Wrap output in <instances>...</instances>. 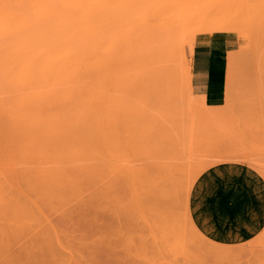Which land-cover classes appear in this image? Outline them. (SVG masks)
Segmentation results:
<instances>
[{
  "label": "rangeland",
  "instance_id": "1",
  "mask_svg": "<svg viewBox=\"0 0 264 264\" xmlns=\"http://www.w3.org/2000/svg\"><path fill=\"white\" fill-rule=\"evenodd\" d=\"M220 23L235 31L208 32ZM225 35V104L209 110L189 88L190 58L208 36L222 70ZM225 161L264 176V0H0V227L17 219L20 245L48 223L72 235L60 218L99 207L110 225L118 215L133 227L131 264H264V230L227 246V261L186 226L190 187ZM163 212L193 246L161 240ZM74 228L75 241L64 237L77 248L88 240Z\"/></svg>",
  "mask_w": 264,
  "mask_h": 264
},
{
  "label": "crops",
  "instance_id": "2",
  "mask_svg": "<svg viewBox=\"0 0 264 264\" xmlns=\"http://www.w3.org/2000/svg\"><path fill=\"white\" fill-rule=\"evenodd\" d=\"M213 43L208 36L196 40L188 83L192 95L209 110L225 104L226 57L232 50L231 40L225 35L224 49L219 46L223 69L212 70ZM188 211L195 229L207 240L225 246L247 243L264 230V176L242 162L213 164L193 183Z\"/></svg>",
  "mask_w": 264,
  "mask_h": 264
},
{
  "label": "bare ground",
  "instance_id": "3",
  "mask_svg": "<svg viewBox=\"0 0 264 264\" xmlns=\"http://www.w3.org/2000/svg\"><path fill=\"white\" fill-rule=\"evenodd\" d=\"M55 15V14H54ZM58 15V14H57ZM56 16V15H55ZM51 18H52V15H51ZM53 20H54V18H53ZM55 22H57L56 20H55ZM228 24H230V25H232V26H230V25H228ZM228 24H226V23H220V24H218L216 27H214V28H212V29H210V31H208V32H212V31H226V32H229L230 30H232V31H235L234 30V28H236V27H234L233 26V24H231V23H228ZM238 28V27H237ZM209 30V29H208ZM227 30H229V31H227ZM238 30V29H237ZM63 50V49H62ZM68 50V49H67ZM64 51V50H63ZM60 52V51H59ZM67 52V51H66ZM65 53V52H64ZM66 54H68V53H66ZM61 55H62V53H61ZM64 56H66V55H64ZM64 56H62L61 57V59L62 58H64V59H66ZM69 56V55H68ZM72 56V55H71ZM70 58H72V57H70ZM69 58V59H70ZM68 59V60H69ZM49 60L51 61V59H50V57H49ZM54 60L56 61V59L54 58ZM71 60V59H70ZM75 60V59H74ZM54 61V62H55ZM72 62V61H71ZM75 62V61H74ZM56 64H58L59 63V61L57 60V62H55ZM73 63V62H72ZM64 66H66V65H63V67ZM22 68V67H21ZM69 68V67H68ZM72 68L73 67H71L70 68V70H72ZM76 69V68H75ZM73 71H74V69H73ZM22 73L24 74V65H23V71H22ZM70 73H72V72H70ZM32 132V131H31ZM41 139V138H40ZM32 148V146L30 147V149ZM25 150H26V148H25ZM24 151V150H23ZM181 169V168H180ZM159 170H156V172H158ZM155 172V171H154ZM155 172V174H157ZM159 173H161V170L159 171ZM163 173V172H162ZM157 175H160V174H157ZM162 176H164V175H162ZM161 177V176H160ZM165 177V176H164ZM163 177V178H164ZM171 178V177H170ZM156 181V180H155ZM158 186V185H157ZM157 188V187H156ZM163 190H165V186H164V188H162ZM161 189V190H162ZM160 189H158V191H159ZM190 190H191V187H190V189H189V193H190ZM245 190V189H244ZM157 191V192H158ZM236 192V191H235ZM234 192V195H236L237 193H235ZM154 193V192H153ZM159 193H161L162 195H163V192L162 191H159L158 192V194ZM189 193H188V197H189ZM165 194V193H164ZM167 194H171V192L169 191V192H167ZM153 195V194H152ZM155 195V194H154ZM160 195V194H159ZM158 195V196H159ZM161 195V196H162ZM172 195V194H171ZM239 195H241L240 194V192H239ZM165 196H166V194H165ZM165 196H162V198L163 197H165ZM168 196V195H167ZM170 198H171V196H169ZM169 197H168V200H169ZM153 198V197H152ZM155 198H157V196L155 197ZM166 199V198H165ZM244 199V198H243ZM155 201H157L156 199H154ZM158 200H160V199H158ZM163 200V199H162ZM171 200V199H170ZM169 200V201H170ZM152 201V203H154L155 204V202H153V200H151ZM240 201H242V200H240ZM247 201H248V199H247ZM238 202V201H237ZM166 203H168V202H166ZM187 203H188V201H187ZM246 203V202H245ZM81 204H83V203H81ZM153 204V205H154ZM157 205L159 204V203H156ZM162 204H164V203H162ZM240 204H242V203H240ZM160 205V204H159ZM166 205V204H165ZM151 206H152V204H151ZM169 207L171 206L170 204L168 205ZM160 207V206H159ZM169 207H168V209H169ZM99 208V207H98ZM98 208H96L95 210L94 209H92L91 207H86V209L83 211V212H78V209H77V211L74 209H72V211H71V209H70V211H67V214H66V217H62V220H61V218H60V220L59 221H62L61 222V224H60V222H59V224L61 225H58L59 226V228H60V231L62 230V225H63V223H65V221L67 222V220H68V222L66 223V225L64 224L63 226H68V225H70L71 224V222L70 221H73V228L75 227V226H79L81 229H82V240L83 241H80V242H84L85 241V239H84V237H86V240H88V241H90V242H88L87 241V243L86 242H84L83 244H88V247H87V245H86V249H85V247L83 246H81V245H83V244H79L78 246H79V248L81 249V251H80V254L77 256L76 255V253H77V251L76 250H74L73 248L75 247L74 246V243H73V246L74 247H70V245H72L71 243H70V241H68L69 240V238H67V237H64V234L65 233H68V234H66V235H68V237H70L69 236V231H62V232H65V233H62V237H60L59 235H57V233H56V230H57V227H55L56 228V230H55V228L53 229V230H55L54 232H52L51 233V231H53V230H51L52 228H49L50 227V225H49V223H48V229H50V230H48V231H44V232H41L40 234H36L35 236L34 235H32V237H30L29 238V240L27 239V242H25V243H23V244H19V243H21V240H22V238H21V236L23 237L24 235H22V231L19 229V228H17V219H16V221H14V222H12V221H10V222H8V223H4L1 227H0V264H81V262H82V260L80 259V258H82L83 260H84V258H86L87 257V263L89 264H131V257H133L134 255L132 254V245H134L135 246V243L134 244H132V242H133V236H132V234H131V231H132V226H131V224H129L128 223V225L126 224L127 222H120V217H121V219H122V217L123 216H119V217H117V216H115V214H113L112 213V216H115V217H112V219H114V218H119V220H117V222H116V220H113L114 222V224H116V223H118V224H116L117 225V227L116 226H114L113 225V223L110 225V223L111 222H109V221H111V219H109L108 221L107 220H105L104 221V219H102V218H104V216H103V214H106L107 215V213L105 212H103V211H101L100 210V212H98V210L100 209H98ZM171 208V207H170ZM238 208V207H237ZM242 208V207H241ZM35 209V208H34ZM33 209V210H34ZM37 207H36V211H34L35 213L37 212ZM92 209V210H91ZM98 209V210H97ZM151 209H152V207H151ZM155 209H156V207H155ZM41 210V209H40ZM39 210V212L40 213H42L43 212V210H42V212ZM80 210V209H79ZM160 210V209H159ZM236 210V209H235ZM241 210V209H240ZM154 211V210H153ZM157 211V210H156ZM33 212V213H34ZM155 212V211H154ZM161 212V211H160ZM159 212V213H160ZM189 212V211H188ZM233 212V211H232ZM239 212V211H238ZM32 213V212H31ZM32 213V214H33ZM38 213V212H37ZM44 213V212H43ZM102 213V214H101ZM153 213V212H152ZM165 213H168V212H163L162 214H163V216L161 215V224H163V227L161 228V240H163L164 238L166 239V240H169L170 239V237L172 238V236H175V237H177V238H180V240L182 241V244H187V243H190V245L189 246H191L192 244H193V242H192V240L190 241V239H189V237L187 236L188 235V232H187V230H185L186 231V235L184 236V233L182 234L178 229H177V227H174L173 225L176 223V222H174V220L171 218V217H173L174 215H173V213H172V215L173 216H169V215H167V214H165ZM157 214H158V212H157ZM165 214V215H164ZM189 214V213H188ZM187 214V216H188V218H187V220H188V222H187V224L188 225H186V226H189L190 227V229L191 230H193L194 232H196L197 234L199 233L196 229H195V227H194V225H193V223L191 222V220H190V218H189V215ZM31 215V214H30ZM34 216H36V214H33ZM40 215V214H39ZM67 215H70V218H71V220H70V218H67L68 216ZM71 215H73V216H71ZM154 215V214H153ZM34 216L32 217L33 219H31L30 217H29V221H31V220H33L34 221ZM157 216V215H156ZM159 217V216H158ZM176 217V216H175ZM105 218H107V217H105ZM177 218V217H176ZM44 219V218H43ZM124 219V218H123ZM152 219V218H151ZM178 219V218H177ZM27 220V221H28ZM45 220H47V219H44L42 222H44ZM103 220V221H102ZM125 220V219H124ZM171 220H173L172 222H174V224L173 223H171ZM28 221V224H31L30 222ZM32 221V222H33ZM64 221V222H63ZM107 221V222H106ZM127 221V220H126ZM153 221V220H152ZM160 221H158V222H160ZM69 222H70V224H69ZM116 222V223H115ZM130 222V221H129ZM179 222V221H178ZM185 222V221H184ZM155 223V222H154ZM27 224V228L28 229H30L29 227H32V228H34V225L33 226H31V225H28ZM33 224V223H32ZM110 225V226H112V228L110 227V229L109 228H107V230H108V232H106V233H104L103 232V229L104 228H106V225ZM172 224V225H171ZM181 224H182V222H181ZM184 224V223H183ZM180 226L181 227V225H179V223H177V224H175V226ZM29 226V227H28ZM47 226V225H46ZM146 226V225H145ZM172 226V227H171ZM52 227V226H51ZM62 227V228H61ZM65 227H64V229H65ZM116 227V228H115ZM155 227H156V225H155ZM159 227V226H158ZM158 227H156L157 229H158ZM185 227V226H184ZM184 227H181V228H184ZM72 228V235H71V237L70 238H73V240L75 239L76 240V236L74 237V233L77 231H75L74 232V229ZM160 228V227H159ZM114 229V230H113ZM184 229H189V228H184ZM32 230V229H31ZM79 230V229H78ZM106 230V231H107ZM59 231V230H58ZM80 231V230H79ZM190 231V230H189ZM74 232V233H73ZM146 232H147V230H146ZM151 232V231H150ZM153 232H155V231H153ZM159 232V233H160ZM60 234H61V232H59ZM157 233V232H156ZM77 233H75V235H76ZM91 235V237L89 238L88 236H90ZM31 235V234H30ZM65 235V236H66ZM81 235V234H80ZM92 235H94V236H96L97 235V237H95L94 238V236L92 237ZM152 235V234H151ZM150 235V236H151ZM34 236V237H33ZM155 236V235H154ZM200 236H202L204 239H206L202 234H200ZM52 237H54V240H55V242L57 243V241L59 242V243H57V244H55V242H54V244L52 243L53 241V238ZM55 237H57L56 239H57V241H56V239H55ZM142 237V236H141ZM146 237V236H145ZM151 237H153V235L151 236ZM156 237V236H155ZM150 238L151 240L150 241H152L153 242V245L151 244V245H149V244H147V245H149V249H150V246H152L153 248H154V244L156 245V241H155V239L156 238ZM188 237V239L189 240H186V238ZM197 237V236H196ZM60 238V239H59ZM66 238H67V241L68 242H66ZM81 238V237H80ZM94 238V239H93ZM182 238V239H181ZM63 239H65V240H63ZM79 238L77 237V240H78ZM91 239V240H90ZM145 240H147L146 238H144ZM254 239V238H253ZM62 240V241H61ZM71 240V239H70ZM74 240V241H75ZM81 240V239H80ZM178 240V239H177ZM195 240V239H194ZM198 240V239H197ZM202 240V239H201ZM207 240V239H206ZM61 241V242H60ZM63 241H64V245L63 246H61L62 244H63ZM73 241V242H74ZM141 241H142V239H141ZM149 241V242H150ZM155 241V242H154ZM173 241V240H172ZM186 241H187V243H186ZM209 241V240H208ZM251 241V240H250ZM143 242V241H142ZM145 242H147V241H145ZM170 242V241H169ZM179 242V241H178ZM211 242V241H210ZM53 244L52 246H51V244ZM62 243V244H61ZM66 243V244H65ZM68 243H70V244H68ZM76 243V242H75ZM148 243V242H147ZM167 243V242H166ZM200 243V242H199ZM211 243H213V242H211ZM59 244H61V245H59ZM68 244V245H67ZM145 244V243H144ZM172 244V243H171ZM170 244V245H171ZM176 244H177V242H176ZM175 244V245H176ZM180 244H181V242H180ZM203 244V243H202ZM201 244V245H202ZM247 244V243H246ZM54 245H56V249H55V246ZM57 245H58V247L59 248H61L62 250H61V252H60V250H57ZM77 245V244H76ZM165 245H167V244H164L163 246H165ZM66 246V247H65ZM78 246H77V248L76 249H79L78 248ZM157 246V245H156ZM168 246H169V243H168ZM180 246V245H179ZM193 246V245H192ZM195 246V245H194ZM233 246V245H232ZM67 248L68 250H70V248H71V250L70 251H73L74 250V253L72 254L70 251V253H71V255L69 254V257H68V255L66 256L65 254L68 252V250L67 249H65V251H66V253L64 252V249L63 248ZM145 247H147L146 245H145ZM180 247H182V246H180ZM141 248V247H140ZM152 248V249H153ZM164 248H168V247H164ZM175 249H176V247H174ZM187 249H188V246L186 247ZM228 248L229 247H227V246H218L217 247V249H215V250H213V248H212V250L210 251L209 250V252L211 253L212 251L214 252H212L211 254H213V256H215L214 258H217L218 259V256H222V257H225V259L226 258H228L227 259V261L229 260V257H232V261H233V256H234V252H232L231 250H228ZM83 249V250H82ZM157 249V248H156ZM178 249V248H177ZM192 249V248H191ZM190 249V250H191ZM251 249H253L252 247H251ZM141 250H142V248H141ZM141 250H139V251H141ZM155 250V249H154ZM160 250V249H159ZM166 250H170V249H166ZM172 250V249H171ZM179 250H180V252H182V249H178V252H179ZM186 250V249H185ZM248 250V249H247ZM250 250V249H249ZM83 251V252H82ZM84 251H85V253H84ZM136 251H138V250H136ZM138 251V252H139ZM163 251V250H162ZM239 250H235V252H237L239 255H240V253L238 252ZM68 252V253H69ZM146 252V251H145ZM145 252H142L143 254L145 253ZM156 252H158V249H157V251ZM164 252V251H163ZM163 252H158V253H163ZM179 252V253H180ZM216 252V253H215ZM67 253V254H68ZM158 253H157V255H158ZM84 254V255H83ZM141 254V253H140ZM145 254H147V252L145 253ZM215 254V255H214ZM242 254V253H241ZM81 255V256H80ZM159 255H161V254H159ZM82 256H84V257H82ZM86 256V257H85ZM143 256V255H142ZM151 256H153V255H151ZM161 256H163V255H161ZM212 256V255H211ZM146 257V256H145ZM89 259V260H88ZM220 259V258H219ZM79 260H81V262H79ZM225 261V260H224ZM230 261V260H229ZM231 261V262H232ZM84 263V262H83ZM87 263H85V264H87Z\"/></svg>",
  "mask_w": 264,
  "mask_h": 264
}]
</instances>
